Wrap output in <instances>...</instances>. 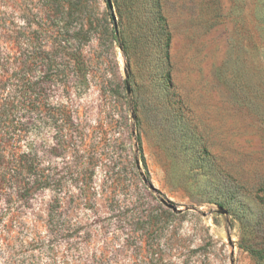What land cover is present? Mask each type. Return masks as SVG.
<instances>
[{
    "label": "rangeland",
    "instance_id": "obj_1",
    "mask_svg": "<svg viewBox=\"0 0 264 264\" xmlns=\"http://www.w3.org/2000/svg\"><path fill=\"white\" fill-rule=\"evenodd\" d=\"M112 3L0 0V104L57 32L87 66L44 83L49 181L0 188V264H264V0Z\"/></svg>",
    "mask_w": 264,
    "mask_h": 264
},
{
    "label": "trees",
    "instance_id": "obj_2",
    "mask_svg": "<svg viewBox=\"0 0 264 264\" xmlns=\"http://www.w3.org/2000/svg\"><path fill=\"white\" fill-rule=\"evenodd\" d=\"M158 18L166 38L165 51L168 60L171 33L164 16L159 13ZM64 36L65 33L57 32L55 36L57 40L52 43V48L46 51L48 56H45V59L48 61L49 71L42 75L39 81L33 83L27 81L21 91L18 88L19 94H16L19 97L18 101L0 104V188L10 184L30 193L45 189L48 185L47 168L36 142L31 138L32 135L43 136L46 124L44 83L55 84L63 80L64 71L61 69V62L57 61L58 58L72 63L78 76L84 77L87 69L80 49L70 48L67 45L68 40L66 43L63 39ZM5 69L4 67L3 70ZM169 71L167 73L170 76ZM7 86V81L1 78L0 90Z\"/></svg>",
    "mask_w": 264,
    "mask_h": 264
},
{
    "label": "water",
    "instance_id": "obj_3",
    "mask_svg": "<svg viewBox=\"0 0 264 264\" xmlns=\"http://www.w3.org/2000/svg\"><path fill=\"white\" fill-rule=\"evenodd\" d=\"M107 2H108V5H109V7H110V9H111V11H112V16H113V19H114V21H115V27H116V29H117V26H116V16H115V13H114V10H113V3H112V0H107ZM128 89H129V87H128ZM137 164H138V166H139L138 161H137ZM170 207H172L174 210L177 209V207L174 206V205H170ZM220 209H221L223 212H225V210H224L222 207H220Z\"/></svg>",
    "mask_w": 264,
    "mask_h": 264
}]
</instances>
